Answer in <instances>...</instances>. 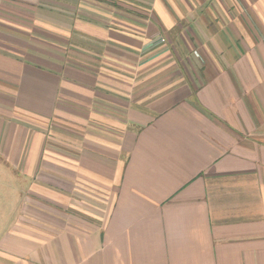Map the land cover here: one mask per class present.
<instances>
[{
  "label": "crops",
  "instance_id": "1",
  "mask_svg": "<svg viewBox=\"0 0 264 264\" xmlns=\"http://www.w3.org/2000/svg\"><path fill=\"white\" fill-rule=\"evenodd\" d=\"M0 164V264H264V0H0Z\"/></svg>",
  "mask_w": 264,
  "mask_h": 264
},
{
  "label": "rangeland",
  "instance_id": "2",
  "mask_svg": "<svg viewBox=\"0 0 264 264\" xmlns=\"http://www.w3.org/2000/svg\"><path fill=\"white\" fill-rule=\"evenodd\" d=\"M231 9H232V6H230V10ZM233 9L234 10H232V11L235 12V7ZM17 13L22 14L21 12H17ZM239 19L241 21V26H240L241 29H242V24L244 25L245 29H251L252 28V26H251V28L248 26L246 21L242 22V16H240ZM16 24H19V22L17 21ZM16 24L14 27H16ZM34 24L35 23H33V25ZM9 25L12 26L13 23L11 22ZM38 25L39 24L37 23L36 27H38ZM257 26L258 27L256 28V31H258V28L261 29V26H259L258 23H257ZM34 28H35V26H34ZM7 29H9V28H7ZM12 29H14V28H12ZM14 31L15 30L3 31L8 36H6V35L2 36L1 35V47L3 46L4 48H8L9 50L15 52L16 54L23 56L22 55L23 51L19 50V48H21L22 46H23L22 48H24V45L28 46L27 42H29V40L23 38L24 32L21 31L20 34H22V35H20V34L18 35L19 32L17 33L16 31L15 32ZM37 33L39 34V32L36 30V31H33V34L32 33L31 34L33 36H35ZM13 35H16V36H14L15 38L12 37ZM4 43L7 45H5ZM35 45H36V47H33V48L38 49L37 47H39V44L37 41H35ZM6 169H7L6 166L0 164V238L5 233V230L7 229V226H8V224L12 218V215H8V212L14 207L15 204H17L18 201H21L20 197H13L12 196L13 195V187H10L9 184L12 185L13 182L8 179L9 174H8V172H5ZM24 184H25V182L22 181L21 186H24Z\"/></svg>",
  "mask_w": 264,
  "mask_h": 264
}]
</instances>
